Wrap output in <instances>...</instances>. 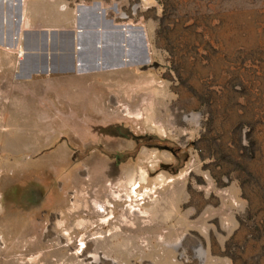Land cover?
Wrapping results in <instances>:
<instances>
[{
	"label": "rangeland",
	"instance_id": "1",
	"mask_svg": "<svg viewBox=\"0 0 264 264\" xmlns=\"http://www.w3.org/2000/svg\"><path fill=\"white\" fill-rule=\"evenodd\" d=\"M0 264H264V0H0Z\"/></svg>",
	"mask_w": 264,
	"mask_h": 264
},
{
	"label": "crops",
	"instance_id": "2",
	"mask_svg": "<svg viewBox=\"0 0 264 264\" xmlns=\"http://www.w3.org/2000/svg\"><path fill=\"white\" fill-rule=\"evenodd\" d=\"M81 29L78 28L76 31L62 30L58 33L52 32L51 40L50 33L45 29L31 31L25 42L26 53L21 59L18 78L25 82H31L34 78L37 79L43 75L47 77L52 74L56 78L66 77L69 81H80L84 75L103 71L102 69H105L101 64L103 60L96 55L89 57L93 49H103L101 40L89 47L88 45L91 44L85 42L88 37ZM79 30L83 31L81 36ZM77 42H80V44ZM79 45L81 50L78 49ZM87 48L88 50H86ZM79 59L93 61L95 66L99 63L100 66L97 65L94 70L88 72H80ZM37 82H39V79L35 83Z\"/></svg>",
	"mask_w": 264,
	"mask_h": 264
},
{
	"label": "bare ground",
	"instance_id": "3",
	"mask_svg": "<svg viewBox=\"0 0 264 264\" xmlns=\"http://www.w3.org/2000/svg\"><path fill=\"white\" fill-rule=\"evenodd\" d=\"M24 21V20H23ZM26 27H28V23H26V25H25ZM82 30V29H81ZM17 39V38H16ZM83 43V42H82ZM8 44V43H7ZM137 44V43H136ZM85 48V47H84ZM98 48V47H97ZM20 50V49H19ZM86 50H88V48L86 49ZM22 51V50H21ZM118 51V50H117ZM118 57V56H117ZM81 61H80V70L82 71L83 69H86L88 66H87V64L88 63H84L83 61H84V59H80ZM101 64H103V62L101 61ZM89 65V64H88ZM98 66H100L99 65V63L97 64ZM96 65V66H97ZM88 71V70H87ZM134 190H137L136 188L134 189Z\"/></svg>",
	"mask_w": 264,
	"mask_h": 264
},
{
	"label": "water",
	"instance_id": "4",
	"mask_svg": "<svg viewBox=\"0 0 264 264\" xmlns=\"http://www.w3.org/2000/svg\"><path fill=\"white\" fill-rule=\"evenodd\" d=\"M82 33H83V31L79 30V34H80V36H81ZM19 36H20V35H19V33H18V37H19ZM77 43H78V42H77ZM78 44H80V42H79ZM78 49L81 50V46H80V45L78 46ZM24 53H26L25 48H24ZM78 66H80V59L78 60ZM165 149H168V147H165Z\"/></svg>",
	"mask_w": 264,
	"mask_h": 264
},
{
	"label": "flooded vegetation",
	"instance_id": "5",
	"mask_svg": "<svg viewBox=\"0 0 264 264\" xmlns=\"http://www.w3.org/2000/svg\"><path fill=\"white\" fill-rule=\"evenodd\" d=\"M20 47H21V50H22L20 56L22 57V56L24 55V47H23V46H20ZM22 47H23V48H22Z\"/></svg>",
	"mask_w": 264,
	"mask_h": 264
},
{
	"label": "built area",
	"instance_id": "6",
	"mask_svg": "<svg viewBox=\"0 0 264 264\" xmlns=\"http://www.w3.org/2000/svg\"><path fill=\"white\" fill-rule=\"evenodd\" d=\"M21 50V49H20Z\"/></svg>",
	"mask_w": 264,
	"mask_h": 264
}]
</instances>
